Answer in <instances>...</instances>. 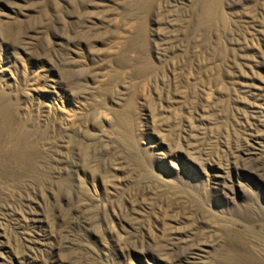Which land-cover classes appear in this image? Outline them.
Wrapping results in <instances>:
<instances>
[{
	"label": "rangeland",
	"instance_id": "374dc122",
	"mask_svg": "<svg viewBox=\"0 0 264 264\" xmlns=\"http://www.w3.org/2000/svg\"><path fill=\"white\" fill-rule=\"evenodd\" d=\"M137 2L0 0V264H264V0Z\"/></svg>",
	"mask_w": 264,
	"mask_h": 264
},
{
	"label": "bare ground",
	"instance_id": "6f19581e",
	"mask_svg": "<svg viewBox=\"0 0 264 264\" xmlns=\"http://www.w3.org/2000/svg\"><path fill=\"white\" fill-rule=\"evenodd\" d=\"M214 1H216V0H200V2L202 3L203 24L207 28L210 27L212 25V23H213L212 16H213V3H214ZM150 2H151V0H139V2H137V3L138 4L140 3V5H141L140 7L146 9V8H148ZM15 114H16V105H15V103L9 101L5 95L0 93V149H1V144L5 140L9 141V143L12 142L13 144L16 145L17 148L9 153L11 159H13L16 162V164L17 163L20 164V163L24 162L25 160H26V163L28 164L29 162H27V160L29 161L30 158L34 154L32 153L31 149L28 147V143H30V141H29V136H28L27 130L26 131L22 130V127L19 125L12 131L10 137H8L7 139L5 137H3L4 126H5L6 120H8L11 115H15ZM0 153H2V155L6 154V152L2 151V150H0ZM2 155H0V156H2ZM7 163H8V161H7ZM12 168H14V167H12ZM18 168H20V167H18ZM25 170H27V169H25ZM240 259H242V258H240ZM255 264H256V262H255Z\"/></svg>",
	"mask_w": 264,
	"mask_h": 264
}]
</instances>
